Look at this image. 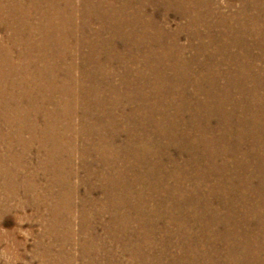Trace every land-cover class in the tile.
<instances>
[{"label": "rangeland", "instance_id": "rangeland-1", "mask_svg": "<svg viewBox=\"0 0 264 264\" xmlns=\"http://www.w3.org/2000/svg\"><path fill=\"white\" fill-rule=\"evenodd\" d=\"M152 1L0 0V264H264V0Z\"/></svg>", "mask_w": 264, "mask_h": 264}, {"label": "bare ground", "instance_id": "bare-ground-1", "mask_svg": "<svg viewBox=\"0 0 264 264\" xmlns=\"http://www.w3.org/2000/svg\"><path fill=\"white\" fill-rule=\"evenodd\" d=\"M132 1V0H131ZM138 1V0H137ZM104 2V1H103ZM156 3V2H155ZM160 4V1H158L156 4ZM162 3H163V0H162ZM189 3V2H188ZM63 4V3H62ZM97 4V3H96ZM148 4L152 7V8H154L155 6H154V2L152 1V0H149V2H148ZM192 4V3H191ZM68 6V5H67ZM129 6V5H128ZM160 6V5H159ZM249 6V5H248ZM80 7V6H79ZM197 7V6H196ZM200 7V6H199ZM264 7V6H263ZM50 8H53V10L56 12V9H59V8H55V7H53V6H51L50 5ZM62 8V7H61ZM70 10V9H69ZM91 10V9H90ZM129 10V9H128ZM81 11H82V9H81ZM92 11V10H91ZM132 11V10H131ZM98 12V11H97ZM134 12V11H133ZM136 13V12H135ZM174 13H175V11H174ZM178 13V12H177ZM183 13V12H182ZM16 14V13H15ZM182 16H183V14H182ZM89 18V17H88ZM94 18V17H93ZM96 18V17H95ZM135 18V17H134ZM183 18V17H182ZM185 18V17H184ZM199 18V17H198ZM151 19L152 18H149V19H147V24H148V26L149 27H152L153 26V23H152V21H151ZM186 19V18H185ZM194 19V18H193ZM58 20V19H57ZM85 20V19H84ZM24 21V20H23ZM83 21V20H82ZM95 21V20H94ZM146 21V19H144V21L143 22H145ZM96 22V21H95ZM94 22V23H95ZM98 23V22H97ZM140 23V22H139ZM85 24V23H84ZM91 24V23H90ZM184 25H185V23H184ZM85 26H87V25H85ZM41 27V26H40ZM84 27V26H83ZM184 28H185V26H183ZM183 28V29H184ZM87 30V29H86ZM166 30V29H165ZM28 31V30H27ZM50 31V30H49ZM185 31V30H184ZM47 32V31H46ZM66 33V32H65ZM100 33V32H99ZM160 34V33H159ZM22 35H24V34H22ZM140 35V34H139ZM89 36V35H88ZM87 37V36H86ZM78 38V37H77ZM100 38V37H99ZM102 38H104V37H102ZM193 38V37H192ZM83 39V38H82ZM84 39H86V38H84ZM170 39V38H169ZM134 40V39H133ZM77 41V40H76ZM161 41V40H160ZM194 41V40H193ZM264 42V41H263ZM89 43V42H88ZM157 43H159V42H157ZM178 43V42H177ZM238 45V44H237ZM117 46V45H116ZM156 46V45H155ZM158 47V46H157ZM97 48H99V47H97ZM96 48V49H97ZM133 48V47H132ZM80 49V48H79ZM102 49V48H101ZM230 49V48H229ZM16 50V49H15ZM111 51V50H110ZM119 52V51H118ZM219 54V53H218ZM222 54V53H221ZM41 56V55H40ZM150 57V56H149ZM86 58V57H85ZM140 58V57H139ZM17 59V58H16ZM9 60V59H8ZM14 60V59H13ZM27 60H28V58H27ZM160 60V59H159ZM247 60V59H246ZM121 61V60H120ZM170 61V60H169ZM14 66V65H13ZM179 67H181V65L179 66ZM72 68V67H71ZM40 69V68H39ZM180 69V68H179ZM262 69V68H261ZM65 71V70H64ZM127 72V71H126ZM169 74V73H168ZM241 75V74H240ZM84 76V75H83ZM159 77H160V75H159ZM30 79V78H29ZM146 79V78H145ZM235 79V78H234ZM142 80V79H141ZM225 82V81H224ZM230 83V82H229ZM233 85V84H232ZM89 86V85H88ZM231 86V85H230ZM237 87V86H236ZM242 87V86H241ZM90 88V87H89ZM145 88V87H144ZM197 88V87H196ZM230 89H231V87H229ZM235 88V87H234ZM82 90V89H81ZM112 90V89H111ZM243 90V89H242ZM142 91V90H141ZM90 92V91H89ZM243 92V91H242ZM77 93V92H76ZM185 93V92H184ZM214 93V92H213ZM182 94V93H181ZM230 94V93H229ZM235 94V93H234ZM147 95V94H146ZM245 95V94H244ZM190 96V95H189ZM262 96V95H261ZM259 97V96H258ZM155 98V97H154ZM192 98V97H191ZM140 99V98H139ZM189 99V98H188ZM239 99V98H238ZM245 99V98H244ZM256 99V98H255ZM177 100V99H176ZM80 101V100H79ZM98 101V100H97ZM191 102H192V100H191ZM195 103V102H194ZM157 104V103H156ZM227 104H229V103H227ZM198 105V104H197ZM213 105V104H212ZM113 106V105H112ZM122 106H123V104H122ZM246 107H248V106H246ZM18 108V107H17ZM122 108V107H121ZM246 110V108L244 107V111ZM256 112L257 111H259V112H261V108H260V106H257L256 107ZM136 111V110H135ZM168 111V110H167ZM164 112H166V111H164ZM92 113H93V111H92ZM146 113V112H145ZM154 114V113H153ZM164 114V113H163ZM257 114H259V113H256V115ZM87 115V114H86ZM89 115V114H88ZM248 117L251 115V114H246ZM255 115V117L253 116V117H251V118H253L252 120L255 122V126L257 125V128H258V133H257V131H255L254 132V136H252L253 137V139H254V142H255V144L257 145V147H258V151L259 152H261V150H264V136H261V118L260 117H258V115L256 116ZM89 117V116H88ZM223 117V116H222ZM110 118V117H109ZM190 118V117H189ZM212 118V117H211ZM227 118V117H226ZM166 119V118H165ZM97 120V119H96ZM183 120V119H182ZM196 122V121H195ZM191 123V122H190ZM19 124V123H18ZM163 124V123H162ZM194 124V123H193ZM252 124V123H251ZM77 125V124H76ZM149 125V124H148ZM233 125V124H232ZM245 125L246 124H242L241 126H239V127H245ZM82 126V125H81ZM80 126V127H81ZM133 130V129H132ZM159 130H161L160 128H159ZM163 130V129H162ZM220 130V129H219ZM229 130H231V131H233L234 133H235V135L236 136H239V137H244V135H242L240 132H239V130H238V127H236V125L235 126H231V123H230V120H228V121H225L224 122V132H227V133H229ZM251 130V129H250ZM256 130V129H255ZM111 132V131H110ZM161 133V132H160ZM163 134V133H162ZM212 134V133H211ZM230 134V133H229ZM231 135V134H230ZM259 135V136H258ZM43 139V138H42ZM219 139V138H218ZM139 140V139H138ZM201 140V139H200ZM261 140H263V141H261ZM102 147V146H101ZM106 147V146H105ZM44 148V147H43ZM151 148V147H150ZM250 148V147H249ZM48 150V149H47ZM50 150V149H49ZM142 151V150H141ZM40 152V151H39ZM100 153V152H99ZM131 153V152H130ZM48 154V153H47ZM185 154V153H184ZM262 153H260L258 156H257V164H258V166L261 168V166L264 168V153L261 155ZM50 155V154H49ZM92 156V155H91ZM86 157V156H85ZM197 157V156H196ZM91 159V158H90ZM91 161V160H90ZM108 161V160H107ZM40 163V162H39ZM113 165V164H112ZM107 166V165H106ZM219 166V165H218ZM115 169V168H114ZM87 170V169H86ZM110 172V171H109ZM132 172V171H131ZM66 173V172H65ZM119 173V172H118ZM68 175V174H67ZM76 175V174H75ZM137 175H139V174H137ZM136 179H138V176L136 177ZM87 181V180H86ZM233 181V180H232ZM120 182H121V180H120ZM127 182V181H126ZM128 183V182H127ZM254 184V183H253ZM117 185V184H116ZM135 186V185H134ZM167 187V186H166ZM105 188V187H104ZM183 190V189H182ZM247 190V189H246ZM77 191V190H76ZM128 193V192H127ZM86 196V195H85ZM126 198H128V197H126ZM127 200V199H126ZM216 200V199H215ZM219 200V199H218ZM84 202V201H83ZM72 203V202H71ZM87 204V203H86ZM119 204V203H118ZM221 204H222V202H221ZM136 205V204H135ZM74 206V205H73ZM119 210V209H118ZM114 212V211H113ZM124 212V211H123ZM89 213V212H88ZM113 216V215H112ZM136 216H137V214H136ZM214 216V215H213ZM256 218V217H255ZM253 222V221H252ZM250 226V225H249ZM114 231V230H113ZM91 232V231H90ZM106 232V231H105ZM92 233V232H91ZM198 234V233H197ZM196 234V235H197ZM199 236V235H198ZM105 237V236H104ZM193 237V236H192ZM196 237V236H195ZM94 238V237H93ZM199 238V237H198ZM98 239V238H97ZM120 239V238H119ZM116 240H118V239H116ZM123 240V239H122ZM189 241V240H188ZM101 242V241H100ZM129 242V241H128ZM93 243V242H92ZM116 243V242H115ZM94 244V243H93ZM99 246V245H98ZM190 246V245H189ZM228 246V245H227ZM251 246V245H250ZM193 248V247H192ZM228 249H230V248H228ZM97 250V249H96ZM194 252V251H193ZM198 255V254H197ZM196 255V256H197ZM218 255V254H217ZM263 255V254H262ZM198 257H200V256H198ZM202 257V256H201ZM203 258V257H202ZM203 264V263H202ZM205 264V263H204Z\"/></svg>", "mask_w": 264, "mask_h": 264}]
</instances>
